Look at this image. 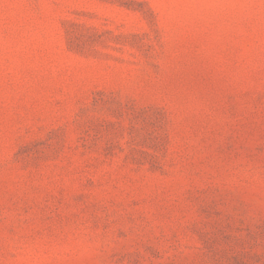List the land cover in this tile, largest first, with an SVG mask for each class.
Returning a JSON list of instances; mask_svg holds the SVG:
<instances>
[{
  "label": "rangeland",
  "instance_id": "374dc122",
  "mask_svg": "<svg viewBox=\"0 0 264 264\" xmlns=\"http://www.w3.org/2000/svg\"><path fill=\"white\" fill-rule=\"evenodd\" d=\"M0 264H264V0H0Z\"/></svg>",
  "mask_w": 264,
  "mask_h": 264
}]
</instances>
